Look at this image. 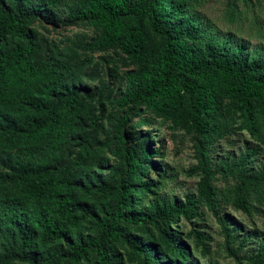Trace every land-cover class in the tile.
Returning <instances> with one entry per match:
<instances>
[{"label":"trees","instance_id":"1","mask_svg":"<svg viewBox=\"0 0 264 264\" xmlns=\"http://www.w3.org/2000/svg\"><path fill=\"white\" fill-rule=\"evenodd\" d=\"M206 1L80 0L70 7L68 23L83 21L99 32L91 47H118L139 64L126 72L125 89L116 98L123 109L113 135L119 163L106 167L109 181L92 183L102 153L90 146L97 117L83 110L94 95L68 63L35 58L40 45L31 24L61 0H0V264H63L65 255L71 264H119L116 244L127 246L136 264H171L163 260L162 246H172L182 258L174 263L185 264L187 256L162 222L194 215L200 202L215 214L221 202L247 214L256 210L252 195L264 192V164L248 166L255 149L215 161L212 145L222 131L215 135L209 114L228 99L246 127L260 134L256 109L264 113V50L261 44L240 45L232 35L220 37L214 23L201 18ZM230 1L225 19L241 25L247 16L238 1L250 10L253 0ZM257 1L264 9V0ZM254 17L256 35L263 38L261 15ZM144 110L170 116L181 110L177 121L195 133L198 162L190 172L200 175L197 198L158 196L163 182L143 177L150 152L141 142L129 144L125 129ZM70 141L92 164L69 158L63 173L55 164ZM220 178L236 183L217 188ZM144 200L147 208L140 206ZM218 220L238 264H264V243L258 253L241 256L232 246L239 235L229 219ZM148 224L157 228L159 242L134 233Z\"/></svg>","mask_w":264,"mask_h":264},{"label":"rangeland","instance_id":"2","mask_svg":"<svg viewBox=\"0 0 264 264\" xmlns=\"http://www.w3.org/2000/svg\"><path fill=\"white\" fill-rule=\"evenodd\" d=\"M80 0H61L53 10L41 12L39 18L31 24L35 39L40 45V52L35 57L38 62H51L59 64L66 62L71 65L76 73L81 76L80 85L85 86L94 98L86 99V109L83 113L90 112L97 117L98 125L90 137V146L100 151L101 158L94 164L98 180L109 181L110 171L108 165L118 164L119 159L114 154L115 125L123 115V109L116 103L125 89L126 72L139 68V64L131 61L118 47L95 49L91 43L99 32L83 21L75 24L67 22V14L71 6ZM230 0H207L200 15L203 21L213 22L215 32L220 37L232 35L240 45L250 48L261 44L264 50V37L258 38V31L254 26V12L261 15L264 27V9L253 0L252 9L247 10L243 1H238L247 18L241 25L231 23L225 19L226 10ZM247 10V11H246ZM256 113L260 115V134H254L245 125L241 110L228 99H221L217 109L210 112L209 118L220 137L214 144L212 155L215 161L223 157H239L246 150L255 149L248 166L259 169L264 164V143L260 136H264V113L259 108ZM181 110L176 115L154 114L144 110L140 115L133 117L125 129L129 144L141 142L142 146L150 152L144 161L142 175L146 179L161 180L162 186L158 189V196L166 195L185 201L188 197L197 198L198 172H190L198 159L195 155V133L188 132L183 123H179ZM89 129L91 120L87 119ZM90 130V129H89ZM160 149L161 155L156 150ZM109 157L110 161L102 159ZM69 158L83 159L88 165L92 164L87 156L81 153V148L76 141H70L62 152V158L55 165L67 173L70 168ZM85 178H83L84 180ZM236 183L233 178H220L214 182L217 188H230ZM230 194L229 190H225ZM97 196V195H96ZM98 197V196H97ZM151 198V197H150ZM149 198V199H150ZM256 210L251 214L244 213L233 203L221 202L219 213L215 214L209 207L200 202L194 215L181 216L172 223H163L162 226L173 233L176 243L187 256L185 264H238L235 258L229 255L226 249V240L218 218L223 215L229 219L231 227L239 238L232 245L238 248V253L243 256L258 253L264 243V192L252 195ZM148 207L144 200L140 205ZM90 227V222H86ZM237 226H241L238 229ZM94 233L87 230V233ZM134 233L147 237L148 241H160L157 228L148 224L147 228L134 230ZM65 248V245H62ZM62 247L58 251L62 252ZM163 260L171 264L181 262V256L172 246H162ZM119 254V264H136L129 254V249L124 244H116ZM264 253V251H263ZM64 255V254H63ZM91 262L94 260L90 257ZM173 261V262H172ZM246 261V260H244ZM63 264H71L70 258L65 255ZM26 264V263H21Z\"/></svg>","mask_w":264,"mask_h":264}]
</instances>
